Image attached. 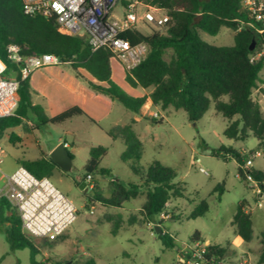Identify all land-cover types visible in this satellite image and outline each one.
I'll return each mask as SVG.
<instances>
[{
	"label": "trees",
	"instance_id": "16d2710c",
	"mask_svg": "<svg viewBox=\"0 0 264 264\" xmlns=\"http://www.w3.org/2000/svg\"><path fill=\"white\" fill-rule=\"evenodd\" d=\"M139 1L165 9L170 18L161 29L141 25L120 35L133 45L144 42L148 46L146 58L132 71L126 70L125 78L133 88L151 89L148 95L132 96L114 81L111 49L102 48L93 52L85 38L61 34L55 20L26 15L21 0H0V58L8 63L7 76L9 77L12 71H17V66L7 59V49L10 45H17L23 56L54 54L70 62L79 77H81L79 69L89 73L98 82L87 81L94 92L109 96L136 115H142V108L150 99L154 107H159L163 111L171 107L183 110L191 122L197 123L214 104L215 110L229 120L224 131L227 138L245 141L250 136L249 133H252L260 145H264V116L260 104L253 98L254 89L262 83L260 72L264 66V56L251 61L258 47L264 45V35L260 36L240 24L241 0ZM123 3L127 5L129 2ZM146 27L151 28L149 32ZM224 27L235 32L233 46H216L204 41L200 36V32L217 35ZM254 39L257 40L258 47L251 52L249 48ZM169 50L172 51V55L167 60ZM16 78L20 81L18 108L14 116L0 119V139L7 129L13 127L21 126L25 132H31L32 129L24 122V119L29 118V114L34 117L36 129L46 125L63 124L77 116H84L99 125L78 106L71 107L54 117L47 116L41 105H34L32 102L30 79L22 81L19 74ZM235 117L238 119L233 121ZM146 119L153 124H161L157 118L150 116ZM107 135L113 140L123 141L126 150L121 158L124 162H130L131 170L140 177L141 183L118 184L110 170L100 167L108 149L104 146L93 147L90 159L85 165L86 176L101 174L111 178L117 192L110 199L98 195L89 202L98 201L105 206L121 207L118 197L130 201L138 198L142 191L146 190L147 198L140 209V216L148 223L162 225V221L156 220V217L165 211L169 201L182 198L186 193L183 185L175 182L176 171L159 161L153 162L147 169L138 166L144 148L133 123L116 126L109 130ZM10 139L18 141L20 137L12 133ZM70 155L74 159L73 154ZM213 155L224 160L235 158L239 165L238 173L241 180L246 181L242 166L248 159L247 155L224 146L215 150ZM18 164L26 167L38 178H50L54 171H63L50 156L43 154L36 160L20 159ZM252 172L256 180L264 179L263 171L253 168ZM95 189L96 187L92 188ZM224 191V183L218 184L214 189V192H219V197ZM260 194L264 197V187L261 188ZM247 207L246 201L238 205L232 225L236 227L237 234L249 243L254 238V230L252 215L247 211ZM4 208H12V205L5 198H0V214ZM208 210L209 205L203 200L194 207L189 219L204 216ZM13 211L14 214L9 218L11 227L6 237L9 245L14 250L28 248L31 252V264H49L48 261L39 263L36 260L38 249L32 242L33 237L24 233L18 210ZM108 217L111 221V216ZM121 222L122 216L117 215L112 226L114 235H117ZM131 223H135L134 219ZM163 232L160 239L166 246L175 247L172 236L164 229ZM196 239H199L198 232L190 238ZM261 244L263 248L258 264H264V230L261 233ZM211 250L221 258H228L233 253L220 245H212ZM82 264L98 262L92 257Z\"/></svg>",
	"mask_w": 264,
	"mask_h": 264
},
{
	"label": "rangeland",
	"instance_id": "374dc122",
	"mask_svg": "<svg viewBox=\"0 0 264 264\" xmlns=\"http://www.w3.org/2000/svg\"><path fill=\"white\" fill-rule=\"evenodd\" d=\"M130 1L134 0H120L116 11L120 18L127 6L123 2ZM149 29L146 27L147 32ZM234 35L235 32L226 27L217 35L200 32L204 41L216 46H233ZM171 55L172 51L169 50L167 60ZM255 56L257 59L264 56V45L258 47ZM112 65L115 81L123 88L118 81L120 76L116 69L117 63L113 61ZM61 67L69 68V65ZM260 78L264 80V66ZM124 90L127 92V89ZM150 92L151 89H148L145 94L148 95ZM254 99L259 103L257 95ZM117 104L120 108L117 109V113L112 114L107 120H101L99 125L84 116H77L60 125H46L30 134L25 133L26 135L24 134L18 141L10 139L12 133L19 132L18 129H8L0 139L3 149L0 153V176L2 173L11 175L18 167L20 158L36 160L41 157L42 152L51 154L57 146L65 142L69 146L68 151L74 156L70 172L56 170L49 179L73 202L77 209V219L55 242L33 238L32 242L38 249L36 260L39 263L48 261L49 264H82L92 257L96 258L98 264L174 262L177 250L166 246L160 239L155 230V226L160 224L146 222L137 209H141L146 201V190H143L138 198L130 201L118 197L121 207H115L105 206L98 201L89 202L98 195L105 199L114 196L117 187L111 182V178L95 174L93 183L96 189H80V181L86 179L85 165L90 159V151L97 146L108 149L100 167L110 170L118 184L141 183L140 177L131 170L130 162H124L121 158L126 150L123 141L113 140L106 133L113 121L130 123L135 116L122 104L119 102ZM261 107L264 116V107ZM153 110L160 113L157 119L161 124L148 121L146 119L150 117L148 108L143 106L142 122L135 126L144 148L138 166L147 169L153 162L159 161L176 171L175 182L182 184L186 190L184 197L172 199L167 203L165 209L167 218L162 219L161 214L156 217V220L162 221V230L172 236L177 247L189 242L198 232L199 238L227 247L233 252L225 259L227 264H239L242 258L248 259L249 264H258L263 248L261 233L264 230V197H261L251 183L238 177L239 165L235 158L224 160L213 155V152L223 146L233 148L248 157L251 153L260 151V155L253 158V168L264 172V145H260L252 133H249L250 136L245 141L227 138L224 131L229 120L215 110L214 104L197 123L191 122L183 110L172 107L165 111L159 107ZM237 119L238 117H235L233 121ZM198 158L201 160L200 163L196 162ZM201 168H204L208 175L201 172ZM220 183H224L225 186L221 197L219 192H214ZM3 185L4 182L0 180V187ZM203 200L209 205L208 212L197 219H189L194 207ZM242 201L247 202L249 206L246 209L252 215L254 238L249 243L237 234L236 227L232 225L237 207ZM117 215L122 216V222L117 235H114L112 226ZM108 216H111V221ZM132 219L135 223H131ZM1 257L3 258L1 264H31L30 250L28 248L14 250L2 230H0Z\"/></svg>",
	"mask_w": 264,
	"mask_h": 264
},
{
	"label": "built area",
	"instance_id": "2783aa9c",
	"mask_svg": "<svg viewBox=\"0 0 264 264\" xmlns=\"http://www.w3.org/2000/svg\"><path fill=\"white\" fill-rule=\"evenodd\" d=\"M21 1L26 15L55 20L61 34L85 38L93 52L102 48L111 49L112 59L128 71L146 58L148 46L144 42L133 45L123 39L121 33L141 25L161 29L170 19L165 9L139 0L127 4L122 18L116 14L120 0ZM239 12L242 27L264 35V0H241ZM7 59L17 66L22 81L36 69L70 64L54 54L23 56L17 45L8 46ZM255 60L257 58L253 56L251 61ZM8 70V63L0 58V119L14 116L19 102L20 81L8 77ZM261 88L264 89V84ZM144 106L148 108L149 116L160 117V113L153 110L152 101H147ZM2 151L0 145V153ZM260 153H251L242 166L246 182L251 183L259 193L264 187V179L256 180L252 169L253 158ZM196 162L200 163V158ZM200 171L208 175L204 168ZM238 177L241 178L239 173ZM2 178L4 186L0 189V198H5L18 210L23 231L28 236L53 241L76 221L75 205L49 178H38L23 165H19L11 175L2 174ZM85 180L87 188L95 187L92 175H87ZM161 215L162 219L168 217L165 211ZM211 246L208 241L190 240L177 247L173 264H227L226 258L217 255ZM239 264H249V261L242 258Z\"/></svg>",
	"mask_w": 264,
	"mask_h": 264
},
{
	"label": "crops",
	"instance_id": "0c3cea01",
	"mask_svg": "<svg viewBox=\"0 0 264 264\" xmlns=\"http://www.w3.org/2000/svg\"><path fill=\"white\" fill-rule=\"evenodd\" d=\"M113 61L115 60L113 59L111 60V68H112V78L115 81L116 78L113 73V65H112ZM115 62L117 63L116 69L118 70L119 76H120L118 81L124 86L123 88L127 89V92L130 95L135 96V97H142L146 95L145 94L146 90L142 88H133L126 82V79H125L126 70L124 69L121 63H119L118 61H115ZM65 65H69V68H63L61 67L62 65L48 66L45 68L36 69L31 72L29 79H30V83L32 87V102L34 105H41L44 108L46 115L49 117L57 116L71 107L78 106L82 108L91 118H93L98 123L101 120L109 119L112 116V114H114L115 112L117 113V109H120V108H118L119 106H117L118 102L116 100H113L109 96L98 94L94 92L92 89H90V87L87 84V81H93L95 83H98V82L89 73H87L83 69H79L78 72L81 76L79 77L76 74V71L73 70L70 64H65ZM18 74L19 73L17 71L16 72L12 71L9 74V76L11 78H16ZM262 84H264V80H262ZM261 90L264 92V90L260 87V84H259L258 87L255 88L253 91V98L257 95V97L259 98L260 106L264 107V93ZM147 101H151V100L148 99ZM261 110H262V107H261ZM119 112L122 113V110H120ZM24 122L28 124L29 128H31L32 131L25 132L21 126L13 127V128L18 129L19 132L18 133L15 132V134H17L19 137H24L25 133L30 134L32 132L39 130V129H36L35 120L32 114H29V118L24 119ZM141 122H142L141 116L135 114V116L132 117L130 123H133V127L135 129V126L140 124ZM130 123H126L124 121L122 122L119 120L113 121L109 129L106 130V133L116 126H119V125L124 126ZM9 129H12V128H9ZM138 136L141 140V136L139 134ZM67 147L69 146L67 145ZM42 154L50 156V153L42 152L41 155ZM2 174H6V173H2ZM0 180L3 181L2 175L0 176ZM3 186H1L0 189ZM261 197H262V194H261ZM14 209L16 211V208L14 206H12V208H4L2 213L0 214L2 215L1 216L2 222H1L0 230H2V232L5 234L6 237L11 227L9 218H11V216L14 214V211H13ZM137 209L140 210V208H137ZM199 239L203 240V238L202 239L199 238ZM203 241H206V240H203ZM212 245H218V244H212ZM174 249L177 250V246H175ZM2 260L3 258L1 257L0 264L2 263Z\"/></svg>",
	"mask_w": 264,
	"mask_h": 264
},
{
	"label": "water",
	"instance_id": "95a60500",
	"mask_svg": "<svg viewBox=\"0 0 264 264\" xmlns=\"http://www.w3.org/2000/svg\"><path fill=\"white\" fill-rule=\"evenodd\" d=\"M258 44L257 40H253L250 45L249 50L253 52L255 50L256 45ZM51 159L64 171L70 172L72 170L73 159L70 155V152L67 149V144L62 143L57 146L50 154ZM86 181L82 182L80 185V189L86 190ZM156 232L162 236L164 234L161 225L155 226Z\"/></svg>",
	"mask_w": 264,
	"mask_h": 264
},
{
	"label": "flooded vegetation",
	"instance_id": "af4514ba",
	"mask_svg": "<svg viewBox=\"0 0 264 264\" xmlns=\"http://www.w3.org/2000/svg\"><path fill=\"white\" fill-rule=\"evenodd\" d=\"M86 181V180H85ZM82 182H84V180H81L80 183H79V186L82 184Z\"/></svg>",
	"mask_w": 264,
	"mask_h": 264
}]
</instances>
